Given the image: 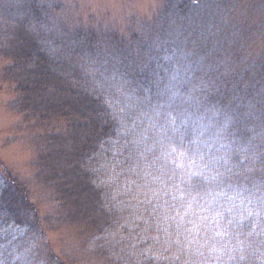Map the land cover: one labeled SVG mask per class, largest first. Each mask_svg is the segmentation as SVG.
Segmentation results:
<instances>
[{
	"label": "clouds",
	"instance_id": "clouds-1",
	"mask_svg": "<svg viewBox=\"0 0 264 264\" xmlns=\"http://www.w3.org/2000/svg\"><path fill=\"white\" fill-rule=\"evenodd\" d=\"M29 2L36 11L17 20L10 0H0V47L14 48L22 37L37 53H55L63 82L95 105L100 135L113 127L110 98L137 95L136 103L121 109L125 115L115 129L117 174L133 200L153 203L177 258L183 264H264V229L242 224L255 214L248 206L264 216V33L246 37L233 23L238 9L209 17L200 0L179 9L167 0L154 5V22L133 52L88 40L54 0ZM165 45L183 57L170 74L142 70ZM239 71L249 79L247 93L218 98L215 85ZM209 154L219 167L205 163ZM165 156L173 166L157 167ZM234 195L246 205L244 213Z\"/></svg>",
	"mask_w": 264,
	"mask_h": 264
},
{
	"label": "rangeland",
	"instance_id": "rangeland-1",
	"mask_svg": "<svg viewBox=\"0 0 264 264\" xmlns=\"http://www.w3.org/2000/svg\"><path fill=\"white\" fill-rule=\"evenodd\" d=\"M161 2H167V0H54L56 10L63 11L66 14L77 27L76 31L78 33L85 32L88 35L87 38L91 37V40L99 41L102 45L115 42L118 46L131 49L133 52L139 51V37L146 27L154 22L158 11L154 5ZM173 2L179 9L185 8L187 0H184V2L183 0H173ZM200 2L204 13L209 17L218 16L222 13L231 15L238 9L233 23L242 29L243 34L251 40H256L258 35L264 33V0H200ZM10 3L13 5L14 19L17 20L22 15H26L30 9L36 11L35 4L30 3L29 0H10ZM150 16L152 19H149ZM25 45L26 47L23 49ZM33 49L34 45L23 40L22 37L16 42L14 48L0 47V160L3 166L17 177L21 185L28 187L30 201L39 210V227L44 230V234L39 235V238L38 236L26 234L21 247H11L20 257V260H16L15 264H58L53 259L48 258L51 254L61 256L64 264H103L102 261H99V254H96L100 239L94 244V239L87 241L76 235V224L82 214V212H77V207L82 206L83 208L81 195L83 193L82 188L85 186L83 182L78 183L81 178H77L73 182L75 193L71 205L73 206L71 218L64 215V212H62L64 211L63 207L60 209L62 211L57 207V200L61 192L56 190L52 180L57 172L60 175L68 173L67 165L69 161L66 158L71 159L68 144L73 140L66 143L65 139L60 138L56 140L58 144L55 148H51L49 151L46 150L42 141L45 129L51 131V136H56L57 128L63 130L64 125L60 123L58 126H51L53 123L48 122V116L31 117L26 113L24 114L23 111L26 107V99L21 97L22 95L18 90L26 89V79L28 78L34 90H37L38 93L40 90L44 92L43 105H51L50 98L52 96L48 91L52 85L59 90V93L64 88L66 90L70 88L63 82L59 72L55 70L57 66L54 69L56 73L54 77L48 72H45L44 75L41 70L36 71L31 64L15 63L24 51L35 55ZM47 55L55 57V53L47 50L44 60H41L44 63L41 64V69L48 68V61L45 58ZM182 58V52L179 49L169 48L165 45L159 47L154 53L151 67L142 70L163 77L170 74L169 70ZM184 75L185 73L181 72L177 74V78ZM235 75L239 76V80L242 82L240 87L245 95L249 89V79L245 76L244 71L226 77L222 80V82H225L223 84L225 88L222 87L223 89L230 86L236 87L232 84L233 82L228 81ZM146 92L143 93L144 96L147 94ZM55 98L58 99L55 105L56 108L62 111L65 104L61 100V95L58 94ZM111 99L110 103L113 105L112 109H115L114 113L123 118L125 113L121 109L126 108L129 104L136 103L138 97L133 91H126L124 95H116ZM43 124H47L45 129H42ZM58 137L60 136H56L55 139ZM44 156L48 164L46 170H44L43 161L39 162V159ZM74 158L75 153L73 152L72 160ZM209 158L211 157L209 156ZM166 159H168L166 156L159 159L161 168L170 167L165 165L164 161ZM101 168L107 174L109 173L110 180H112L113 168L107 164L102 165ZM126 186L122 185L123 190H127ZM119 188L114 184V187L111 188L112 194L109 189L107 190L110 194L109 206L111 208L109 209L112 212V208L115 209L117 198L124 197V195H121L123 193ZM118 192L121 193L120 197L116 195ZM126 196H129V194L127 193ZM234 202L238 210L243 208L245 212L246 205L244 203L239 199L238 202ZM116 207L120 209L119 204H116ZM248 211L254 212L258 224L264 226V216L260 215L259 208L256 210L255 207L248 206ZM121 214L118 215L119 219L123 217ZM124 219L127 218L124 217ZM248 221V218L242 220L243 225L246 223L245 229H248L251 224L249 222L247 227ZM113 231L111 230V233ZM115 237L116 233L113 232L107 239L112 241ZM22 249L23 251L18 253Z\"/></svg>",
	"mask_w": 264,
	"mask_h": 264
},
{
	"label": "trees",
	"instance_id": "trees-1",
	"mask_svg": "<svg viewBox=\"0 0 264 264\" xmlns=\"http://www.w3.org/2000/svg\"><path fill=\"white\" fill-rule=\"evenodd\" d=\"M81 35L88 36L85 32ZM87 39L91 40V37ZM25 47L26 45L23 46V49ZM33 50L35 55L24 51L15 63L31 64L36 71L41 70L44 75L45 72H48L55 77L54 69L58 64L56 58L53 55L45 56L48 68L41 69V64H44L41 60H44L47 50L42 54L43 56L41 53H37L35 48ZM231 78L228 81L233 82L232 84L236 87L230 86L223 89L225 82L220 81L214 89V94L218 98H222L226 93L244 95L240 87L242 82L239 80V76L235 75ZM54 81L56 82V80ZM26 83L25 90H18L21 97L26 99L27 108L25 107L23 110L24 114L31 117L46 115L49 117L48 122L53 123L51 126H58L60 123L64 125L63 130L57 128L56 136H60L57 139H55V135H50L51 131L46 128L47 124L42 125V129L46 128L42 135L45 149L49 151L51 148H55L58 144L56 140L60 138L65 139L66 143L73 140L68 144L70 146L68 147L70 155H68L71 158H66L69 161L68 173L60 175L57 172L52 182L56 190L61 192L57 200V207L59 210L63 207L64 211H60L69 218H71L73 209L71 205L75 193L73 182L77 178H81L78 183L85 184L81 195L83 208L82 206L77 207V212H82V214L76 224V235L87 241L94 239V244L100 239L96 254H99V261H102L103 264H183L182 258H177V255L174 254L170 236L156 221V214L152 210L153 203H144L143 198L139 202L133 200L130 195L126 196L128 191L122 188V185L126 186L124 176L117 174L120 166L115 164L117 157L113 155L117 152L120 140L116 136L115 129L119 128L122 117L114 113L115 109L109 110L108 119L112 121V130L108 135H100V123L94 110L95 105L91 98L80 89L70 87L66 90L64 88L59 93V90L52 85L48 91L52 96L50 98L51 105H43L44 92L40 90L38 93L37 90H34L29 78L26 79ZM66 91L68 92L64 93ZM146 93L145 96L148 99H145L144 102L147 105L150 102L152 91ZM58 94L61 95V100L65 104L62 111H59L55 106L58 101L55 97ZM110 100L112 101L111 98ZM73 152L75 153L74 160H72ZM209 156L211 157L210 154L205 157L209 167H219V162L213 161ZM40 161H43L44 170H46L48 164L45 156L40 158ZM177 162L182 161L177 159ZM164 163L166 166H173L172 160L169 158ZM106 164L113 168L112 180H110L109 173L107 174L101 168ZM159 166L161 168L160 160L157 164V167ZM114 184L118 188L120 187L119 189L123 193L118 192L116 195L120 197L121 194L124 197L117 198L118 203L116 201L115 209L112 208V212L109 209L111 208L109 206L110 194L107 190L109 189L112 194L111 188L114 187ZM238 199L237 196H233L234 201L238 202ZM116 204H119L120 209L116 207ZM255 209L258 210L256 207ZM239 211L244 213L243 208ZM74 212L77 213L75 210ZM120 213L123 216L121 219L118 218ZM39 216L38 207L30 201L28 187L21 185L17 177L3 166L0 160V264H15L16 260H20L18 254L11 247H21L26 234L38 236V238L39 235L44 234V230L39 227ZM130 217L132 219H129ZM246 218L249 219L247 227L249 222L251 223L248 229L254 228L257 231L264 229L263 225L258 224L255 215H247ZM111 230L116 233V237L112 241L107 239L113 233ZM22 251L23 249L18 253ZM48 258L58 264H64L61 256L51 254Z\"/></svg>",
	"mask_w": 264,
	"mask_h": 264
}]
</instances>
